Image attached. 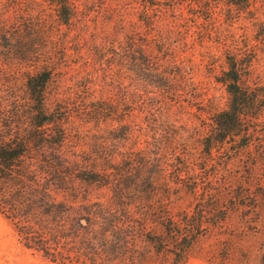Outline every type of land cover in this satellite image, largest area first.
<instances>
[{"label": "rangeland", "instance_id": "rangeland-1", "mask_svg": "<svg viewBox=\"0 0 264 264\" xmlns=\"http://www.w3.org/2000/svg\"><path fill=\"white\" fill-rule=\"evenodd\" d=\"M231 2L69 0L66 25L51 0H0V132L28 125L26 77L49 72L45 108L65 120L64 156L110 182L75 181L78 200H68L118 222L105 226L97 264H170L179 246L166 242L163 226L192 231L199 222L185 264H258L264 107L246 149L214 147L208 156L202 147L228 107L219 79L230 58L264 99V0H240L244 9ZM149 238L164 250L156 253ZM0 264L54 263L23 247L0 215Z\"/></svg>", "mask_w": 264, "mask_h": 264}, {"label": "trees", "instance_id": "trees-1", "mask_svg": "<svg viewBox=\"0 0 264 264\" xmlns=\"http://www.w3.org/2000/svg\"><path fill=\"white\" fill-rule=\"evenodd\" d=\"M51 1L58 5L60 21L68 25L73 16L69 0ZM231 3L243 9L247 7L246 2L240 0ZM227 65L228 69L219 82L230 100L227 109L213 117L209 134L202 140L203 151L208 156L214 147L233 145L238 150L246 149L250 139L259 134L257 126L250 124L253 125L258 118L264 99L247 85L245 66L232 58ZM50 79L47 71L26 77L33 111L29 123L26 127L19 124L15 129L4 126V132H0V215L11 222L23 247L41 253L47 261L54 264H97L94 257L102 251L99 249L102 247L101 237L107 231L105 226L110 224L115 230L118 222L109 221L100 211L92 212L93 205L75 208L68 200L71 203L78 200L75 181L100 187L110 182L96 170L82 171L76 162H70L64 156L62 147L66 138L62 126L65 120L45 108V91ZM117 181L127 189L132 183L122 175ZM59 195L64 197L62 201L57 199ZM223 219L218 218L221 222ZM97 224L100 230L93 233ZM201 224L192 226V231L184 228L188 224L179 223L173 231L166 228L168 225L163 226L164 234L170 237L166 242L179 246L170 264L186 263L194 231H197L194 228L199 229ZM93 234L100 236L98 242L91 241ZM77 239L81 240L78 248L74 246ZM149 242L156 253L164 250L161 246L164 241L160 238H149ZM81 258L85 260L80 261ZM258 264H264V252Z\"/></svg>", "mask_w": 264, "mask_h": 264}]
</instances>
